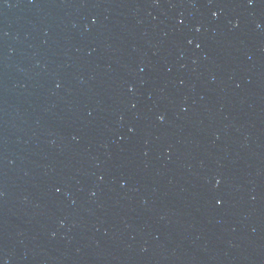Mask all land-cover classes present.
Here are the masks:
<instances>
[{
  "label": "water",
  "instance_id": "95a60500",
  "mask_svg": "<svg viewBox=\"0 0 264 264\" xmlns=\"http://www.w3.org/2000/svg\"><path fill=\"white\" fill-rule=\"evenodd\" d=\"M0 264H264V0H0Z\"/></svg>",
  "mask_w": 264,
  "mask_h": 264
}]
</instances>
